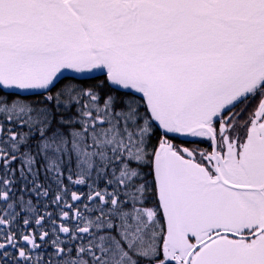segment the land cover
<instances>
[{
    "label": "snow or ice",
    "instance_id": "1",
    "mask_svg": "<svg viewBox=\"0 0 264 264\" xmlns=\"http://www.w3.org/2000/svg\"><path fill=\"white\" fill-rule=\"evenodd\" d=\"M0 264H264V0H0Z\"/></svg>",
    "mask_w": 264,
    "mask_h": 264
},
{
    "label": "trees",
    "instance_id": "2",
    "mask_svg": "<svg viewBox=\"0 0 264 264\" xmlns=\"http://www.w3.org/2000/svg\"><path fill=\"white\" fill-rule=\"evenodd\" d=\"M100 79H103V77L101 76V77H99Z\"/></svg>",
    "mask_w": 264,
    "mask_h": 264
},
{
    "label": "flooded vegetation",
    "instance_id": "3",
    "mask_svg": "<svg viewBox=\"0 0 264 264\" xmlns=\"http://www.w3.org/2000/svg\"><path fill=\"white\" fill-rule=\"evenodd\" d=\"M177 142H179V141H177Z\"/></svg>",
    "mask_w": 264,
    "mask_h": 264
}]
</instances>
